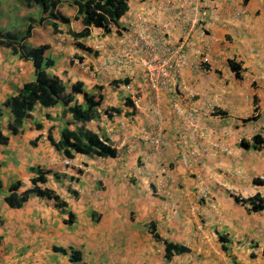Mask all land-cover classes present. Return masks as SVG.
I'll return each mask as SVG.
<instances>
[{"label": "crops", "instance_id": "0c3cea01", "mask_svg": "<svg viewBox=\"0 0 264 264\" xmlns=\"http://www.w3.org/2000/svg\"><path fill=\"white\" fill-rule=\"evenodd\" d=\"M83 1H58L66 22H39L38 5L0 0L1 23L17 32L32 24L24 43L47 46L46 72L64 93L80 81L99 100L86 121L60 103H36L15 134L1 108L0 264H264V202L253 212L239 201L264 199V142L239 145L264 137V0H126L117 27L80 36ZM159 42L180 48L186 65L153 91L139 57ZM33 78L30 60L0 46V104ZM72 101L83 104L80 93ZM65 127L100 138L115 156L64 157L48 137L56 143ZM38 168L46 171L39 186L65 206L34 194L8 206V186L30 187ZM165 243L184 250L166 254Z\"/></svg>", "mask_w": 264, "mask_h": 264}, {"label": "trees", "instance_id": "16d2710c", "mask_svg": "<svg viewBox=\"0 0 264 264\" xmlns=\"http://www.w3.org/2000/svg\"><path fill=\"white\" fill-rule=\"evenodd\" d=\"M26 6L32 4L38 5L41 12L45 15L38 19L39 22L45 18L57 19L61 22H66L67 19L57 11V4L59 0H22ZM80 11L81 24L83 29L79 32L80 36L88 34V27H98L104 31L109 30L110 25H119V18L125 13L127 9L126 0H84L78 3ZM29 23L20 36H15L11 33H0V46L7 48L11 53L18 55L24 59L31 61L33 66L34 78L31 81L24 82L18 93L6 98L0 104V116L2 115L1 108H7L10 113V121L7 122L5 128L10 134H15L20 131L21 125L26 118L30 117V111L33 105L38 103L42 107H51L58 103L63 105L65 111L69 112L72 119L77 121H86L96 113V107L99 100L93 99L91 94L86 93L82 89V83L76 81L70 85L68 93H64V88L61 80L53 74L46 72V69L52 65V60L44 55L46 45H38L29 47L25 45V39L29 36L31 29ZM119 79L112 80V85L119 82ZM127 82V78L122 79ZM80 93L83 104H78L73 100V95ZM115 109V108H114ZM117 111V110H116ZM253 118V117H251ZM3 128L0 125V145H5L8 136L3 133ZM49 142L57 149H60L63 156L72 158L73 154L94 155L99 157H114L116 150L108 144L103 143L97 137L83 134L80 130H70L62 128L60 131L59 140L54 143L50 137ZM264 142V137L255 134L251 138V144L245 140H240L239 145L243 148L249 146L254 147ZM46 171L40 168L36 169L35 175L30 177L31 186L26 189H20L19 181L12 182L8 188L7 193L3 196L4 202L10 207H20L22 203L28 198L30 194L38 197H44L54 201L59 208L65 206V202L61 200L57 194L52 190L43 187L39 184L45 182ZM239 201L248 204L247 210L257 211L263 206L264 199L254 194L246 199H239ZM73 214L67 212V218L63 221L71 223ZM165 253L168 254L171 249L175 252L184 250L180 245L165 243ZM61 250V248H56ZM78 253V252H74Z\"/></svg>", "mask_w": 264, "mask_h": 264}, {"label": "built area", "instance_id": "2783aa9c", "mask_svg": "<svg viewBox=\"0 0 264 264\" xmlns=\"http://www.w3.org/2000/svg\"><path fill=\"white\" fill-rule=\"evenodd\" d=\"M133 43L136 44L135 41ZM139 63L145 75L148 87L150 90L156 91L162 88H168L174 76L181 67L186 65V58L180 48L167 45L159 42L141 48ZM125 56L129 57V52H124ZM123 59L118 58L116 63L119 64ZM125 89L130 91L128 84H125ZM131 92V91H130ZM130 97L133 104H137L138 100L131 92ZM177 110V108H175ZM102 141L100 138H98ZM149 143L153 152H160L161 138L158 133H153L149 136Z\"/></svg>", "mask_w": 264, "mask_h": 264}, {"label": "rangeland", "instance_id": "374dc122", "mask_svg": "<svg viewBox=\"0 0 264 264\" xmlns=\"http://www.w3.org/2000/svg\"><path fill=\"white\" fill-rule=\"evenodd\" d=\"M0 21H2V19H0ZM14 29L15 30H13V28H11V26H8V24H6V23H1V25H0V33H2V34H6L9 32V33L14 34L15 36H20L23 33V31L17 32V31H19L17 26ZM12 31H15V32H12Z\"/></svg>", "mask_w": 264, "mask_h": 264}]
</instances>
